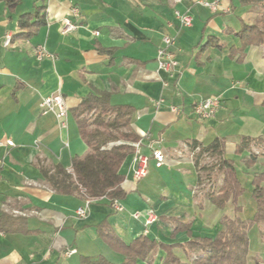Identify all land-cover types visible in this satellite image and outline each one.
Instances as JSON below:
<instances>
[{
    "label": "crops",
    "instance_id": "crops-1",
    "mask_svg": "<svg viewBox=\"0 0 264 264\" xmlns=\"http://www.w3.org/2000/svg\"><path fill=\"white\" fill-rule=\"evenodd\" d=\"M198 1L21 0L13 11L0 3V264H82L83 258L98 256L120 263L121 256L99 238L98 227L105 224L130 243L145 235L148 210L156 212L158 221L145 236L157 243L188 241L185 233L171 238L174 221L190 224L194 237L214 238L223 230L222 219L236 214L230 203L224 210L211 203L208 193L223 181L217 160L207 157L198 166L199 148H193L217 139L225 142L223 156L235 162L246 187L239 216L253 218L251 181L255 172L264 171V44L238 51L237 33L256 19L250 7L239 0H220V11L213 13ZM42 6L46 24L29 38L19 37L20 17ZM175 11L190 14L192 27L181 28ZM66 19L77 29L64 32ZM7 36H14L9 46ZM164 36L176 38L177 66L168 73L158 70L156 60ZM38 49L49 56L39 60ZM57 92L68 107L65 129L39 106ZM98 93H108L113 106L133 109L130 129L150 157L149 173L136 182L130 155L120 170L125 197L113 204L107 198L93 200L81 219L76 211L85 197L56 192L44 172L52 175L60 165L72 174L73 159L88 154L73 110ZM216 97L221 107L213 118L194 115L196 103ZM242 137L263 143L238 154ZM152 148L164 153L163 167L155 166ZM253 155L256 162L248 168ZM205 165L208 170L202 169ZM204 172L216 182L212 189L203 187ZM248 237V260L257 241L264 258V225L252 227ZM69 251L76 252L66 255ZM177 253L186 261L181 250ZM165 256L160 250L151 262L138 264H162Z\"/></svg>",
    "mask_w": 264,
    "mask_h": 264
},
{
    "label": "trees",
    "instance_id": "trees-1",
    "mask_svg": "<svg viewBox=\"0 0 264 264\" xmlns=\"http://www.w3.org/2000/svg\"><path fill=\"white\" fill-rule=\"evenodd\" d=\"M20 2L21 0H0V3L10 11H13ZM239 2L242 6L250 7L257 16L252 24H244L237 33L241 42L238 51L244 53L249 46L264 44V0H239ZM46 17L44 6L38 7L33 13L22 15L18 22V36L29 38L34 30L46 24ZM13 38L14 36L11 37V42ZM73 113L89 152L82 158L73 159L72 174L66 172L60 165L55 167V173L52 175L44 172L46 182L60 194L79 193L92 200L107 198L112 204L119 202L125 197L121 167L134 153V148L130 144L141 140L130 129L133 109L129 106H113L108 93H98L85 98ZM126 128L129 130L123 131ZM262 143V139L259 138L242 137L236 145V152L243 153L252 145ZM196 148H199L195 157L196 165L199 166L204 158H215L217 160L215 166L222 176L223 181L218 189L208 193L211 203L220 210H224L229 203L234 206L236 216L234 218L225 216L222 219L223 230L214 238L194 237L190 224L174 221L176 226L171 238L175 239L178 234L185 233L189 238L188 241L169 245L157 243L142 235L126 243L114 230L102 224L98 227L99 238L113 252L121 256L122 262L113 263L103 256H98L83 258L82 264L151 262L160 250L166 254L162 264H249L248 232L255 225H264V171L255 172L253 175L251 196L256 203V210L251 220H243L239 216L242 212L239 199L246 192V187L239 178L235 162L223 156L225 142L217 139L207 147L197 145L193 149ZM255 162L256 156L253 155L246 165L249 168ZM208 168L205 165L202 169L208 170ZM178 250L184 253L186 261L177 253Z\"/></svg>",
    "mask_w": 264,
    "mask_h": 264
},
{
    "label": "built area",
    "instance_id": "built-area-1",
    "mask_svg": "<svg viewBox=\"0 0 264 264\" xmlns=\"http://www.w3.org/2000/svg\"><path fill=\"white\" fill-rule=\"evenodd\" d=\"M175 2H182V0H175ZM198 3L208 8L213 13H217L220 11V0H199ZM72 13L74 15H78V10L73 9ZM175 17L180 25L181 28H189L193 25V19L190 14L188 13H180L179 11H175ZM64 32H72L77 29V25L71 22L70 20H64ZM99 35V33H96ZM164 47L158 50L157 53V63H158V70L162 72H170L172 69L176 68L177 62L174 53V47L176 46V38L171 36H164L163 37ZM11 44V36H7L5 40V46H9ZM49 56L43 49H38L37 57L39 60L43 59L44 57ZM160 103H158L159 106ZM40 109L43 114H53L57 118L59 125L61 128H66V118L68 116V107L66 101L60 92H57L53 95L44 97L40 102ZM221 107V99L220 97L210 98L202 100L196 103L193 107V113L196 117L200 119H211L213 118L218 110ZM171 111L179 114L180 111L177 107H171ZM115 144H122V143H115ZM0 145H3L0 143ZM9 147H14L15 143L13 141H7L6 143ZM113 144H110L112 146ZM134 148L133 153V179L136 182H139L145 179L149 173V161L150 157L146 156L142 152V142L138 141L135 143L130 144ZM151 158L155 162V166L157 168L163 167L165 164L166 157L164 153L160 149L152 148V155ZM85 197V203L83 206L79 207L76 211L77 218H86L88 215V211L90 208L91 203L93 202L92 199ZM118 211H123V207L116 203L115 205ZM140 213H135L133 217L135 219L140 218ZM158 221V216L154 210H148L146 213V217L144 219V234L147 235L149 233L150 227ZM76 251H69L66 255H72Z\"/></svg>",
    "mask_w": 264,
    "mask_h": 264
},
{
    "label": "rangeland",
    "instance_id": "rangeland-1",
    "mask_svg": "<svg viewBox=\"0 0 264 264\" xmlns=\"http://www.w3.org/2000/svg\"><path fill=\"white\" fill-rule=\"evenodd\" d=\"M254 15H255V17H257L256 14H254ZM207 164L208 165H211V163H209V161L207 162ZM209 176L210 175L208 174V172H206V173L204 172L203 179H202V184H203L204 189H212L215 186V184H216V182L214 181V179L213 178H209ZM247 184H249V183H247ZM250 200L251 199L249 197H247V195H246L245 196V201L246 202L248 201V203H249ZM247 214H248L247 216H249V217L252 216V206L251 205L249 206V208L247 210ZM252 239H254V236L252 237ZM262 241H264V239ZM252 246H253V250L251 252V255L252 256L249 257V260H248L249 261V264H264V258L259 253L260 252L259 251L260 250V246L258 244V241L257 242H253L252 243ZM255 247L257 249H254ZM180 254H182V253L180 252ZM194 255H196V254H194Z\"/></svg>",
    "mask_w": 264,
    "mask_h": 264
}]
</instances>
